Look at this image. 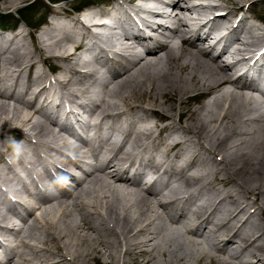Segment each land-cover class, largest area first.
<instances>
[{"label": "bare ground", "instance_id": "1", "mask_svg": "<svg viewBox=\"0 0 264 264\" xmlns=\"http://www.w3.org/2000/svg\"><path fill=\"white\" fill-rule=\"evenodd\" d=\"M224 1L111 0L106 33L58 7L38 54L0 36V264H264V95L233 75L264 49L240 28L261 0Z\"/></svg>", "mask_w": 264, "mask_h": 264}, {"label": "rangeland", "instance_id": "2", "mask_svg": "<svg viewBox=\"0 0 264 264\" xmlns=\"http://www.w3.org/2000/svg\"><path fill=\"white\" fill-rule=\"evenodd\" d=\"M89 1H91V3L92 2L102 3V5H98L97 6L100 9L103 8V7H105L107 4H109L111 2V0H89ZM209 1L210 2L212 1V3H216V2H218V3L219 2L220 3H224L225 2L224 0H209ZM76 2H77L76 0L75 1L74 0H58L56 3H53L52 4V3L47 2V0H0V13H7V12H9L10 15H12V17L14 16L16 18L18 17V15L16 14L17 9L22 8V7H25L27 4H29L28 8H24L25 9L24 10V17H25V20L26 21L23 22L21 20H18L17 21L18 23L15 24L16 25L15 27H9L8 25H10L12 23L11 20L13 19L11 17L10 19H8L9 21L8 20L5 21V23H4L5 25H0V36H5V35L8 36V35L15 34L16 32H19V34L20 35L22 34L21 36H23L26 39V41L30 45V48H33L34 53L38 54L37 49H36V47H38V46L35 43L36 40H37L36 39L37 38L36 35L39 34V30L41 29V24H42L43 20L45 22L47 20V16L50 13H52L53 11H56V9H59V8L61 9V11L67 10L71 15L75 16V11H74V9L72 7L74 6V4ZM257 2L258 1H256V5H253L252 7L251 6L250 7L248 6L244 10V12H245L246 15L248 14L249 16H252V17L251 18H248V19H244L242 21V24L240 25V28L241 27H248L249 25H253L256 28V31L257 32L262 33V32H264V1L261 0L260 2H258V3ZM15 3H16V5H15ZM183 3L185 4V2H183ZM93 6H95V5H93ZM8 10H10V11H8ZM259 11L261 13H258ZM64 14L65 13H63V15H61V17H63V16L65 17L66 14L65 15ZM194 14H195V12L193 13V15ZM96 15H98V14H96ZM1 23H3V22H1ZM48 26L49 25H47L44 28H47ZM8 28H10V30ZM11 28L14 29V30H12ZM8 31H10L11 33L8 34ZM165 31L168 32L169 29L168 30H165ZM242 33H243V35H245V32H242ZM25 34H27V35H25ZM239 45H240V43H239ZM259 46L260 45H258L255 48H258ZM53 66L58 67L52 61H49V62L48 61H45V62H41L40 61L39 64H38V69L44 70V72L46 74H48L49 76H51L53 74V70L55 69V67H53ZM241 66H238V67L240 68ZM258 92L259 91H253L252 93L255 94V95L256 94L262 95V93H258ZM202 99L203 100L206 99L205 96L202 95V94L194 97L192 99L193 105L198 104L199 101L200 102L202 101ZM14 132H12L8 136L9 139H11V141L13 140L12 139V136H13V134H15ZM17 136L18 135H14V138H17ZM190 142L193 143V144H191ZM190 142H188V144L190 145V147H193V149L199 150L198 148H196L197 145L194 142H192V141H190ZM194 144H195V146H194ZM199 152H200V154H203L202 153V150H200ZM72 168H74V170H76L75 172L84 173L82 170L85 168V166L81 162V164H79V165L78 164H73ZM66 180H68L70 182L73 181V180H70V179H66ZM21 215H25L23 211L21 212ZM17 220L19 222H21V220L19 218H17ZM172 227H174V226H172ZM130 264H134V263L131 262Z\"/></svg>", "mask_w": 264, "mask_h": 264}, {"label": "trees", "instance_id": "3", "mask_svg": "<svg viewBox=\"0 0 264 264\" xmlns=\"http://www.w3.org/2000/svg\"><path fill=\"white\" fill-rule=\"evenodd\" d=\"M84 1H85V0H84ZM24 8H28V6H26V7H24ZM24 8L18 10V13H19V16H20L24 21H26V20H25V17H24V10H25ZM12 18L14 19V17H12ZM7 19H8V18H6L3 14H0V23H1V22L4 23ZM16 21H17V19H14V20L12 21L11 24H15ZM3 23H1V24H3Z\"/></svg>", "mask_w": 264, "mask_h": 264}]
</instances>
